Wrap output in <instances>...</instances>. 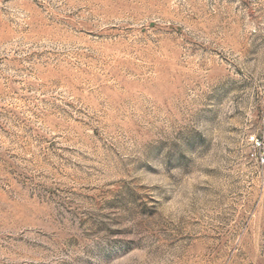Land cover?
<instances>
[{
	"label": "rangeland",
	"instance_id": "obj_1",
	"mask_svg": "<svg viewBox=\"0 0 264 264\" xmlns=\"http://www.w3.org/2000/svg\"><path fill=\"white\" fill-rule=\"evenodd\" d=\"M264 0H0V264H264Z\"/></svg>",
	"mask_w": 264,
	"mask_h": 264
},
{
	"label": "built area",
	"instance_id": "obj_2",
	"mask_svg": "<svg viewBox=\"0 0 264 264\" xmlns=\"http://www.w3.org/2000/svg\"><path fill=\"white\" fill-rule=\"evenodd\" d=\"M251 146L257 151L256 158L260 166L264 167V132L262 137L250 136L248 139Z\"/></svg>",
	"mask_w": 264,
	"mask_h": 264
}]
</instances>
